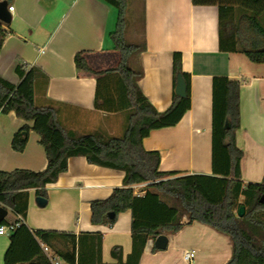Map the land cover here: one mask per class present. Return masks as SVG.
<instances>
[{
	"label": "crops",
	"instance_id": "obj_1",
	"mask_svg": "<svg viewBox=\"0 0 264 264\" xmlns=\"http://www.w3.org/2000/svg\"><path fill=\"white\" fill-rule=\"evenodd\" d=\"M7 1L14 10L11 23H4L8 34L0 52V76L18 83L19 61L37 66L49 79L47 83L42 78L37 81L36 101L55 102L62 126L78 134L100 131L111 136L123 135L126 112L96 109V77L78 71L74 60L75 54L83 51L89 66L96 71L118 64L120 53L111 38L118 19L116 7L104 0ZM142 6L147 47L137 56V62L144 71L138 81L144 95L159 111L170 106L174 92V52L183 53V69L191 74L190 109L176 125L152 130L143 140L144 147L160 152L161 171L212 174L213 78L226 76L241 82L236 141L244 152L242 180L261 182L264 63L252 62L241 52L220 50L217 5H195L192 0H142ZM25 124L32 126L33 121L18 117L14 111L0 113V171L46 168V152L36 131H30L24 151L12 148L14 134ZM124 177L122 170L89 163L85 156H72L68 169L56 182L46 186L45 205L36 201L39 196L36 189L28 190L24 222L32 233L37 230L76 235L100 232L105 262L106 254L111 255L115 245H121L126 256L132 249L131 211L120 213L116 222L107 226L92 223L90 208L92 200L105 199L114 188L122 186ZM147 184L134 185L135 193L142 195ZM5 209L7 214L3 219L9 222L17 218L11 208ZM182 221L184 225L179 231L165 233L169 239L165 249L153 250L154 240H148L139 264H226L232 255V242L227 234L197 220L188 223L184 217ZM13 235H0V264H7L5 254ZM20 240L12 254V264H69L49 246L45 251L43 243L41 248L30 247L24 234ZM57 244L64 248V241ZM188 250L195 251L191 262L184 259ZM41 251L50 257L49 261H20Z\"/></svg>",
	"mask_w": 264,
	"mask_h": 264
},
{
	"label": "trees",
	"instance_id": "obj_2",
	"mask_svg": "<svg viewBox=\"0 0 264 264\" xmlns=\"http://www.w3.org/2000/svg\"><path fill=\"white\" fill-rule=\"evenodd\" d=\"M118 9L115 30L111 33L114 47L120 53L115 67L96 71L92 69L83 51L75 54L80 72L93 74L97 80L95 108L104 112H126L127 125L121 136L95 131L78 134L62 126L56 103L36 101V84L49 77L37 66L19 61L16 73L20 81L13 83L0 76V113L14 111L33 125L25 124L12 138V148L22 152L31 130L40 136L47 166L40 171L16 168L0 171V207L11 208L26 217L30 188L45 198L46 186L57 181L68 169L72 156H85L92 164L125 172L123 185L113 189L109 197L90 202L93 224L113 225L119 214L132 213V249L125 256L123 247L115 245L111 255L115 261L103 260V234L100 232L66 233L37 230L30 232L23 221L15 230L5 254L7 264L14 263L12 254L21 237L29 239V246L40 243L53 249L69 264H139L148 240L160 234L179 231L186 217L188 223L197 220L227 234L232 242V255L226 264H264V177L261 182L242 180L243 150L236 141L240 128L241 82L226 76L213 78V137L212 174H180L179 171L160 170V152L147 150L143 140L154 129L176 125L191 107V74L183 69V53H173L174 92L170 106L157 110L138 84L144 71L135 65L134 56L146 50L144 36L141 42L129 41L125 36L127 0H104ZM195 5H217L219 8V47L221 51L244 53L252 62L264 63V0H192ZM246 18L256 37L245 45L238 33H228L229 22L237 16ZM145 17L143 16V22ZM144 25V23H143ZM8 34L0 21V52ZM181 74L187 85L186 96L176 94L177 77ZM148 183L144 193H135L134 185ZM263 198V199H262ZM241 205L246 207L238 215ZM114 212L111 217L110 213ZM6 219L0 224L6 223ZM26 232V233H25ZM64 241V248L57 243ZM153 250H159L156 246ZM50 257L36 252L27 262H45Z\"/></svg>",
	"mask_w": 264,
	"mask_h": 264
},
{
	"label": "rangeland",
	"instance_id": "obj_3",
	"mask_svg": "<svg viewBox=\"0 0 264 264\" xmlns=\"http://www.w3.org/2000/svg\"><path fill=\"white\" fill-rule=\"evenodd\" d=\"M127 25L125 36L129 41L141 42L144 38L143 34V12L142 0H127ZM117 12L118 9L116 8ZM227 31H235L238 33L239 39L243 44H250L251 40L256 37L255 32L250 28L246 18L237 16L233 21L229 22ZM133 61L138 66L137 56H134ZM106 261L111 262L112 257L109 253L106 254Z\"/></svg>",
	"mask_w": 264,
	"mask_h": 264
},
{
	"label": "water",
	"instance_id": "obj_4",
	"mask_svg": "<svg viewBox=\"0 0 264 264\" xmlns=\"http://www.w3.org/2000/svg\"><path fill=\"white\" fill-rule=\"evenodd\" d=\"M0 21L5 24H10L12 21V13L9 11V4L7 0H1L0 1ZM176 94L179 96H186L187 92V85L184 77L179 74L177 77V84L175 87ZM264 198V196H263ZM262 198V199H263ZM36 201L40 205L46 204V198L42 196H38L36 198ZM246 207L244 205H241L238 210V215L243 216L245 214ZM7 210L3 207H0V221L6 216ZM110 216H114V212L110 213ZM15 232H11V235H13ZM168 236L166 234H160L155 240L154 244L158 249H165L168 246Z\"/></svg>",
	"mask_w": 264,
	"mask_h": 264
},
{
	"label": "built area",
	"instance_id": "obj_5",
	"mask_svg": "<svg viewBox=\"0 0 264 264\" xmlns=\"http://www.w3.org/2000/svg\"><path fill=\"white\" fill-rule=\"evenodd\" d=\"M13 10H14V6H9V11L13 12ZM23 221H24V219H23L22 215L18 214L17 218L15 220L0 224V235L11 234V232L15 231L16 228H18ZM44 249H45V251H48L49 247L44 246ZM194 258H195V251L194 250H188V251L184 252V259L186 261L191 262ZM53 259H55V257H53ZM58 261H59V259L56 260V262H58Z\"/></svg>",
	"mask_w": 264,
	"mask_h": 264
}]
</instances>
